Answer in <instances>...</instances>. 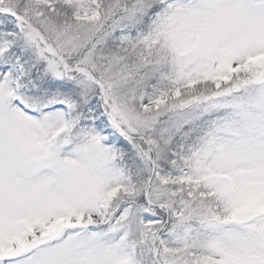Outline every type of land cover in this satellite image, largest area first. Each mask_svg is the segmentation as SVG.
Here are the masks:
<instances>
[{"label": "snow or ice", "instance_id": "6c2138e0", "mask_svg": "<svg viewBox=\"0 0 264 264\" xmlns=\"http://www.w3.org/2000/svg\"><path fill=\"white\" fill-rule=\"evenodd\" d=\"M0 264H264V0H0Z\"/></svg>", "mask_w": 264, "mask_h": 264}]
</instances>
